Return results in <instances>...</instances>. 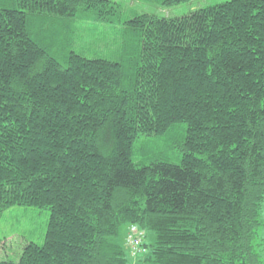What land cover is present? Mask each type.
I'll list each match as a JSON object with an SVG mask.
<instances>
[{
    "label": "trees",
    "instance_id": "16d2710c",
    "mask_svg": "<svg viewBox=\"0 0 264 264\" xmlns=\"http://www.w3.org/2000/svg\"><path fill=\"white\" fill-rule=\"evenodd\" d=\"M123 12L0 0V215L50 209L44 242L0 264H264V0L120 30ZM85 14L120 32L112 58L77 51ZM142 136L180 147V162L136 161ZM124 224L144 232L142 252Z\"/></svg>",
    "mask_w": 264,
    "mask_h": 264
},
{
    "label": "rangeland",
    "instance_id": "374dc122",
    "mask_svg": "<svg viewBox=\"0 0 264 264\" xmlns=\"http://www.w3.org/2000/svg\"><path fill=\"white\" fill-rule=\"evenodd\" d=\"M123 6L124 12L120 15V30L125 26V20L142 13H157L169 17L184 16L196 9L220 4L229 0H190L171 7H163L152 1L141 0H119ZM80 26L84 27L80 30L78 38H81V44L77 51L83 53L89 58L103 57L112 58L119 50L118 42L120 40V32L114 30L105 23L93 20L91 14H85ZM127 26V25H126ZM82 36V37H81ZM184 133V129L182 130ZM180 147L175 145L169 148L165 144V140L159 137H140L136 143L135 159L140 162L143 160L151 161L154 158L180 162L182 152ZM0 238L8 237L0 244V255L3 257L9 252L14 253L20 251L26 240L35 241L42 244L45 239L47 226L50 217V209L47 207L15 205L5 210L0 215ZM263 225L260 227V236L264 237V207L262 211ZM128 225L124 224L120 229L121 239L124 240L128 233ZM146 242L151 248L154 242V234L150 231L146 234ZM127 244V239H126Z\"/></svg>",
    "mask_w": 264,
    "mask_h": 264
},
{
    "label": "built area",
    "instance_id": "2783aa9c",
    "mask_svg": "<svg viewBox=\"0 0 264 264\" xmlns=\"http://www.w3.org/2000/svg\"><path fill=\"white\" fill-rule=\"evenodd\" d=\"M143 235L144 232L140 231L136 225L131 226L127 236V246L132 248L133 251L141 249ZM140 252H142V249Z\"/></svg>",
    "mask_w": 264,
    "mask_h": 264
}]
</instances>
